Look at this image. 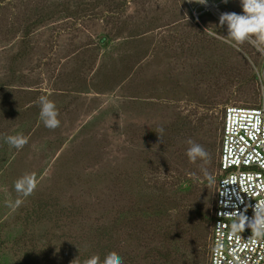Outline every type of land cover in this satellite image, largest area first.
Listing matches in <instances>:
<instances>
[{
  "label": "rangeland",
  "instance_id": "374dc122",
  "mask_svg": "<svg viewBox=\"0 0 264 264\" xmlns=\"http://www.w3.org/2000/svg\"><path fill=\"white\" fill-rule=\"evenodd\" d=\"M222 3L0 0V264L113 251L124 264H208L224 112L264 102V54L223 37ZM226 9L241 14L240 0ZM41 95L58 109L55 130ZM17 134L29 139L14 153L5 136ZM189 139L211 154L212 183ZM26 173L37 187L19 197Z\"/></svg>",
  "mask_w": 264,
  "mask_h": 264
},
{
  "label": "built area",
  "instance_id": "2783aa9c",
  "mask_svg": "<svg viewBox=\"0 0 264 264\" xmlns=\"http://www.w3.org/2000/svg\"><path fill=\"white\" fill-rule=\"evenodd\" d=\"M264 200V102L227 107L222 123L208 264H264V238L231 232L233 212L253 216ZM245 208L247 212L245 213Z\"/></svg>",
  "mask_w": 264,
  "mask_h": 264
},
{
  "label": "clouds",
  "instance_id": "9594fccd",
  "mask_svg": "<svg viewBox=\"0 0 264 264\" xmlns=\"http://www.w3.org/2000/svg\"><path fill=\"white\" fill-rule=\"evenodd\" d=\"M198 3L206 4L207 0H197ZM228 3V0H223ZM242 13L235 12L222 13L219 17L221 27H227V38L234 47H239L245 43L251 44L257 51L264 54V0H240ZM37 103L40 107V118L44 126L50 130H55L61 124L58 118L59 112L55 103L46 95L38 97ZM156 132V131H155ZM161 139L163 129L156 132ZM28 137L17 134L5 136V142L16 148L22 149L28 143ZM189 147L186 155L191 163L201 162V172L208 179L209 183L213 182L211 174L207 170V165L211 163V154L199 143L189 139ZM194 180L199 179L195 173L192 174ZM15 190L19 197L31 195L36 187L37 181L34 173H26L14 182ZM17 204L20 203L18 199ZM245 213L247 208H245ZM253 216L249 218L246 214L233 212L230 215L233 218L231 232L233 235L251 229L252 237L264 238V200L258 201L252 206ZM84 264H100L99 257L92 256ZM103 264H124L122 257L115 251L110 252L104 259Z\"/></svg>",
  "mask_w": 264,
  "mask_h": 264
},
{
  "label": "trees",
  "instance_id": "16d2710c",
  "mask_svg": "<svg viewBox=\"0 0 264 264\" xmlns=\"http://www.w3.org/2000/svg\"><path fill=\"white\" fill-rule=\"evenodd\" d=\"M230 1H232V0H228V3H222V5L220 6L221 8V11H222V13H227V11H228V9H226V7L228 6V4L230 3ZM58 2V1H57ZM52 4H55L53 7L51 6V8L50 9H47L46 10V14H49V16H50V13L52 12V9L54 8V11L56 12V6H60V3L58 2L57 4L56 3H52ZM80 5V4H79ZM58 9H59V7H58ZM57 9V10H58ZM206 14V13H205ZM208 15V14H207ZM43 20H45V18H42ZM43 20H36V22H32V26H30L29 27V29H32V27H36V26H38L40 23H42L43 22ZM218 27H220L222 30H224V31H226V33H227V28L225 27V26H223V27H221V26H218ZM220 28H218V29H220ZM29 29H26L25 30V34H27V35H29L30 34V30ZM213 30V29H212ZM214 31H216L217 32V30H214ZM228 34V33H227ZM227 34H226V36H227ZM226 36H223L226 40H228V38L226 37ZM102 40H101V42L104 40V37H102L101 38ZM212 39V38H211ZM113 40V39H112ZM112 40H110V39H108L106 36H105V44L106 45H109V44H111L112 43ZM213 40V39H212ZM229 41V40H228ZM100 41H99V43L100 44H102ZM221 45H224V44H221ZM105 47H107V46H105ZM10 86V84L9 85H5L4 87H5V89H7V87H9ZM2 107H5V105L3 104V103H1V100H0V108H2ZM2 119H4V116H3V114L2 115H0V120H2ZM203 121L204 120H198V123L199 124H201V123H203ZM180 126H187V122H186V119H184V118H182L181 120H180ZM177 127V126H176ZM175 127V128H176ZM13 150V152L14 153H18L19 152V150H17L16 148H14V147H12V149H11V151ZM8 153V152H7ZM6 153V154H7ZM11 154V153H10ZM12 155V154H11ZM191 187V182L190 181H185V182H183L181 185H180V191H186V192H188V190L189 189H191L190 188ZM130 215H132L133 217L135 216L133 213H130ZM205 217V216H204ZM120 218H123V215L120 217ZM206 218V220H208L209 221V218H208V216H206L205 217ZM118 221V220H117ZM211 221H212V218L210 219V223H211ZM1 246H2V244H0ZM1 253V252H0ZM0 257H2V258H6V255H4V254H2ZM104 259H105V257L104 256H101V257H99V261H100V264H103V261H104ZM81 263L82 264H84V262H82L81 261Z\"/></svg>",
  "mask_w": 264,
  "mask_h": 264
}]
</instances>
